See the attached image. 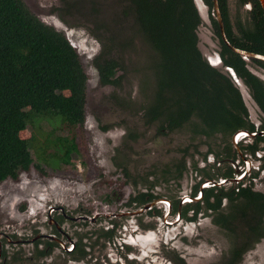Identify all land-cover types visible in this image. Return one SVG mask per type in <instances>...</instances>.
Segmentation results:
<instances>
[{
  "label": "trees",
  "instance_id": "1",
  "mask_svg": "<svg viewBox=\"0 0 264 264\" xmlns=\"http://www.w3.org/2000/svg\"><path fill=\"white\" fill-rule=\"evenodd\" d=\"M125 1L127 10L98 7L93 0H89V9L82 10L85 21L94 26L91 36L100 45L92 60L99 85L119 87L123 71L132 64L126 65L116 56L118 48L134 47L138 39L142 43L139 50L146 59L140 68L143 101L117 98V108L129 112L127 115L133 112L132 117L142 111L145 127L165 121L166 126L157 127L161 135L188 129L194 135L226 137L242 128L241 114L245 116V110L238 88L210 68L197 50L200 21L192 0ZM217 1L228 42L237 49L264 55V15L258 2L249 0L246 25L235 34L225 0ZM236 1L239 6L246 3ZM203 3L210 7V0ZM127 12L134 24L129 33L124 28ZM211 24L220 40L216 22L211 20ZM220 56L264 111L261 81L245 69L239 56L223 46ZM86 84L78 55L60 32L35 18L21 0H0V183L33 164L29 151L32 147L40 162L53 156L70 163L77 148L74 139L68 137L75 126L84 122ZM42 119L56 122V127L60 125L70 133L33 145L30 140L20 139L21 131Z\"/></svg>",
  "mask_w": 264,
  "mask_h": 264
},
{
  "label": "flooded vegetation",
  "instance_id": "2",
  "mask_svg": "<svg viewBox=\"0 0 264 264\" xmlns=\"http://www.w3.org/2000/svg\"><path fill=\"white\" fill-rule=\"evenodd\" d=\"M201 2L204 5L202 6L198 2L201 7H207L203 0ZM210 3V7H207L208 14L211 20L216 22L215 18L211 16L212 0H210ZM222 24L224 31L223 20ZM226 43L221 40V37L217 42L220 65L211 67L202 56L201 58L219 75L233 82L227 69L232 70L233 73L234 71L223 63L220 52L222 46L233 54H236L233 49H240L234 47L227 39ZM248 53L264 56L253 52ZM209 60L213 62L214 59ZM242 62L245 64L243 60ZM249 63H253L264 70V62L260 60H250ZM212 64L214 65V63ZM244 67L247 68L246 65ZM246 70L248 71V69ZM262 75L264 76V71ZM247 94L252 107H248V104L242 98L245 110V116L241 114L243 127L238 128L228 136L226 135V137L221 134L209 136L211 140L220 138V141H224V146L220 142L214 141L216 147L221 149L220 151L215 152L212 148L207 147L205 142L209 137H206V135H194L188 129L184 132L187 144L183 148L185 149L183 155L176 164H168L169 167L165 170L168 176L165 183L170 185L171 180L176 182L172 187L175 192L170 193L172 190L166 189V194L155 193L154 190L157 189L156 179L149 182L150 175L144 177V179L139 176L130 178L127 170L121 168L119 172L122 184L124 183L128 190L120 201L118 209H114V212L102 214L94 210L92 206L89 207L87 203H79L74 210L76 214L69 216L64 214L61 208L57 209L55 206L47 205L48 198L44 199L45 202L43 201L44 204L46 203L45 205L40 204L42 200L39 199V207L43 208L42 210L40 208L36 209L37 212L39 209L41 210L38 212L37 220H29V223L32 227L42 221L43 224L51 228V233L49 235L37 234L32 238L31 236H22L25 239L31 238L29 240H23L15 234L14 224H12L13 219L16 216L20 218L19 221H22L23 217L12 210L10 211L14 204L7 203L3 205L0 202V264H25L29 260V264H44L48 259L51 261L54 254L58 255V259L60 256L61 259L70 258L73 264H85L83 261L87 264H153L149 257L157 259L160 255L164 257L163 254H166L168 250L172 251L165 259L168 264H188L177 251V248L173 246V243L176 238L186 239L188 237L185 233L187 226H195L203 218L210 219L229 243V247L225 251L216 254V260L208 264H250L251 252L264 240V190H261L264 189V111L253 101L248 90ZM138 116L141 121L140 124L144 125L141 118L142 111L138 112ZM164 122H156L153 125L155 134L158 137H168L172 134L161 135V133H157L159 125L166 126ZM199 122L201 123V121ZM239 130L242 132L233 139L234 133ZM131 134H133V138L130 136ZM140 135V131L138 135L136 132L134 134L126 130L122 136V144L116 150V153L118 154L120 150L130 152L131 150H127L128 145L137 141ZM197 142L199 146L195 148L198 149L205 145L207 149L203 152L197 151L200 156L199 164L197 165L194 162L192 165L187 163L189 157L193 159V155L190 156L189 149L192 148V144H197ZM57 162L61 161H56L53 156L45 162L41 161L43 166H46L45 169L49 170L52 169L49 165L53 166L52 164ZM205 165H214L217 169L212 172L206 169ZM56 166L57 164L54 168ZM31 168L32 165L26 171L18 172L14 178L8 177L0 185L5 181H17L18 191L15 195L21 196L19 201L17 199V210L20 212L21 209L20 213H26L35 218L37 212L31 210L32 204L24 210H22L23 206L20 205V202L22 200L26 201L27 197H32L33 203H36V199H38L36 193L33 194L35 190H31L34 180L29 181L26 186H23V182H21L23 180L21 175L30 172ZM35 168L40 173H45L39 167L35 166ZM186 170L189 173L193 170L195 173L194 178L197 174L198 177L195 179V185H190L189 190L182 194L179 180L182 172ZM138 180L143 183L146 181L143 188L139 187ZM106 182L102 185L103 191L110 188V184L106 185ZM40 184L44 187L47 185L45 181ZM9 186L11 187L12 184ZM168 187L166 186V188ZM33 213L35 214L33 215ZM42 218L45 219L42 220ZM64 221L75 224L73 225L74 229L70 231L71 233H69L68 226L63 227L62 222ZM157 227L159 229H156ZM169 229L171 230L169 231ZM176 230L177 232L173 235ZM26 241H30L26 245H31L33 256L22 254L24 251L23 247L20 246L25 245L24 242ZM143 243L150 247H143Z\"/></svg>",
  "mask_w": 264,
  "mask_h": 264
},
{
  "label": "rangeland",
  "instance_id": "3",
  "mask_svg": "<svg viewBox=\"0 0 264 264\" xmlns=\"http://www.w3.org/2000/svg\"><path fill=\"white\" fill-rule=\"evenodd\" d=\"M21 1L35 18L43 24L52 27L57 32H60L67 39L69 45L77 53L79 63L87 78L83 124L75 126L70 133V131L60 125L56 127V122L42 119L32 125L29 124L19 133L21 140H30L32 145L35 142L39 143L43 140L53 141L55 138L65 137L70 133L68 138L72 137L74 139L77 148V152L71 155L68 165L57 162L56 168H54L56 164H52L53 166L49 165V167L52 168L50 170L45 169L46 166H43V163L37 159L34 148L32 147L29 149L33 160L32 170L21 175L23 178L21 182H23V186H26L29 181L34 180L31 190H35L33 194L36 193L38 199H36V203L32 202V197H27L26 201L22 200L20 202V205L23 206L22 210L29 208L30 204H32L31 210H34L36 213V209L38 210V208H40L42 210L43 208L41 206L39 207V199L42 200L40 204H44V199L48 198L47 205L55 206L57 209L61 208L62 212L69 216H74L76 214L74 210L79 203H87L89 207L92 206L94 210L102 214L114 212V209H118L120 201L127 194L128 190L124 183L122 184V178L119 172L121 168L127 170L128 174H130V178L139 176L141 179H144V177L150 175V178H148L149 182L156 179L157 189L154 190L155 193L166 194V189L172 190L170 193L175 192L172 187L176 182H172L171 180L170 185L169 183H165L168 180L165 170L169 167L168 164H176L180 160L181 155H183V151L185 150L183 148L187 144L184 132H174L168 137H158L155 134L154 126L145 127L140 124L141 121L138 116L134 115V117H132L134 114L133 112L127 115L129 112L122 113L119 111L120 109L118 110L117 108V98L127 99V97H130L134 102L137 100H140V102L143 101V89L140 88L143 78L140 74V68L142 67V63L146 62V59L141 57V51L139 50L142 44L141 41L139 39L135 40L134 47L118 48L116 52V56L123 59L126 65L130 62V64H132V66L126 67L125 71H123L124 78L122 81L120 80L119 87L101 86L98 83L96 70L92 66V60L99 53L100 45L91 36L90 30H92L94 26L85 21V13L82 11L91 7L89 0ZM93 1L99 5L98 7L106 6L105 9L118 11L128 9L125 0ZM113 5H115V7H112ZM226 5L229 23L232 26L233 32L238 34L239 28L246 25L248 7L244 5L239 6L236 0H227ZM198 8L200 12L204 10V13L202 17L199 16L200 22L196 29L198 39L197 48L205 59V55L211 56L217 53L218 40L213 32L211 18L208 14L209 10L207 7L204 9V7H201L199 4ZM66 10H73V12L69 13ZM212 14L211 16L214 18ZM125 17L124 28L126 26V32L129 33V28H132L134 24L131 14L127 12ZM107 24L109 25V20ZM247 66L251 71L263 74L264 70L253 63L248 62ZM118 74L122 75V72L118 71ZM150 83H152L151 77ZM243 101L248 104V107H252L248 94L243 96ZM27 111L28 109L24 110V112ZM126 130L134 134L136 132L138 135L140 131L141 135L137 141L128 145L129 148L127 150H131L130 152L120 150L117 154L116 150L120 148L122 136ZM214 141L217 143L220 142L223 144L222 146H224L225 143L224 141H220V138L217 140H211L210 137L208 138L205 142L207 147L218 152L221 149L216 147L217 145ZM196 146H199L198 142L197 144H192V148L189 149L191 152L190 156L193 155V159L189 157L190 159H187V163L192 165L194 162H196L197 165L199 164L200 156L197 151L203 152L207 149L205 145L198 149L195 148ZM49 151H53V146L50 147ZM35 166H38L40 170L45 171V173H40ZM204 167L212 172H215L217 169L214 165H205ZM194 174L193 170L191 173H189L188 170L182 172L179 180V185H181L180 191L183 192L182 194L189 190L190 185H195V179L198 177V174L196 178H194ZM44 181L47 183L45 187L40 184ZM105 181H107L106 185L110 184V188L107 191L102 190V185ZM135 181H137V179H135ZM137 183L140 188H143L146 181L143 183L141 180H138ZM10 184H12L11 187L13 188L9 191L11 188L9 186ZM16 184L17 181H5L0 185L1 204H14V207H12V209L10 208V211L12 210L14 213L23 217L21 219L22 221H19L20 218L16 216L15 219H13L12 224H14L15 234L23 240H29L37 234L49 235L51 233V228L43 224L42 221L36 223V225L32 227L31 223H29V220H37L38 212L41 211L40 209L35 218H32L26 213H20L21 209L20 212L17 210V199L19 201L21 196L15 195L18 191ZM166 186L169 187L166 188ZM261 190L264 189L262 188ZM35 213H33V215ZM44 219L45 218H42V220ZM62 225L64 228L68 226L69 233H71L70 231L74 229L73 225L75 224L64 221ZM156 229L159 228L157 227ZM170 230L171 229H169V231ZM178 231H180V229H178ZM176 232L177 230L173 235ZM185 233L188 237L181 240L176 238L173 246L177 248V251L188 264H208L216 260V254L225 251L229 247L226 237L220 233L210 219L203 218L199 220L195 226H187ZM23 235L25 237L31 236V238H22ZM29 242L30 241L24 242L25 245L20 247H23V251L25 252L22 254L26 256L31 254V256H33L31 245H26ZM142 246L145 248L150 247L147 246L146 243H143ZM171 252L172 251L168 250L166 254H163L164 257L160 255L158 259L155 257L149 258L152 260L153 264H168V261L165 259H167ZM57 256L58 255L54 254L51 261L48 259L44 264H73L70 258L61 259L62 257L60 256L58 259ZM250 258V264H264V240L254 248ZM29 261L25 262V264H29ZM83 263L87 264L85 261H83Z\"/></svg>",
  "mask_w": 264,
  "mask_h": 264
},
{
  "label": "water",
  "instance_id": "4",
  "mask_svg": "<svg viewBox=\"0 0 264 264\" xmlns=\"http://www.w3.org/2000/svg\"><path fill=\"white\" fill-rule=\"evenodd\" d=\"M197 1L202 6H204V5L202 4L201 0H192L193 6H194V8H195V10H196V12L198 14V17L199 16L202 17L203 13H204V10H202V12H200V10L198 8V2ZM256 1L258 2L259 6H260V8L262 10V13L264 15V0H256ZM244 6L248 7V11L251 10V4H250L249 0H246V3L244 4ZM204 9H206V7H204ZM212 13H213L212 15L214 16V18H215V20H216V22L218 24L221 40L226 43V39H225V36H224V31H223V24H222L221 16H220V13H219V8H218V5H217V0H212ZM197 43H198V41H197ZM233 52L238 54L240 56V58L245 62V65L247 67L246 69H248L247 62H249L250 60H260V61L264 62V56L254 55V54H251V53H248V52H245V51H241V50H236V49H233ZM204 57H205L206 61L208 62V64L211 67H215L216 65H220L221 64L220 60H219V57H218V53H215L214 55H211V56L210 55H205ZM209 59H214V60H213V62H211ZM212 63H214V65ZM227 70L231 74L232 80H233L235 86L238 88V91H239L240 95L243 98V96L247 94L246 87L243 85L242 81L235 76V74L232 72V70H230V69H227ZM248 71L261 81L262 86L264 88V76L262 74L255 73L254 71H251L250 69H248ZM241 132L242 131H240V130L236 131L234 133V135H233V139L235 138V136L239 135Z\"/></svg>",
  "mask_w": 264,
  "mask_h": 264
}]
</instances>
